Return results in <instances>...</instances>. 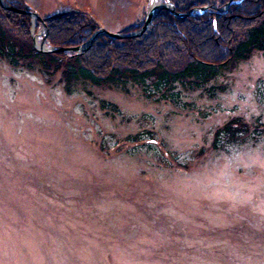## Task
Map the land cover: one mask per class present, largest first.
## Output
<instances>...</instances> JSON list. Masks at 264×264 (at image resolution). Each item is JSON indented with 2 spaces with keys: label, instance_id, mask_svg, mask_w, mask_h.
Listing matches in <instances>:
<instances>
[{
  "label": "rangeland",
  "instance_id": "374dc122",
  "mask_svg": "<svg viewBox=\"0 0 264 264\" xmlns=\"http://www.w3.org/2000/svg\"><path fill=\"white\" fill-rule=\"evenodd\" d=\"M26 2L41 19L86 11L108 32L168 3ZM29 19L40 42L46 29ZM58 76L0 59V264H264V52L165 97L68 93Z\"/></svg>",
  "mask_w": 264,
  "mask_h": 264
},
{
  "label": "trees",
  "instance_id": "16d2710c",
  "mask_svg": "<svg viewBox=\"0 0 264 264\" xmlns=\"http://www.w3.org/2000/svg\"><path fill=\"white\" fill-rule=\"evenodd\" d=\"M5 1L11 7L25 9V0ZM226 1L169 0L180 13L193 6L224 5ZM212 18L215 31L211 28ZM44 23L48 42L64 48L82 44L97 29L91 17L79 10L55 13L45 17ZM150 24L140 36L131 39L99 35L87 51L78 55L43 54L32 48L29 16L0 8V59L12 68L34 70L50 77L58 74L68 93L78 84H91L122 92L134 86L145 97L155 92L165 97L164 92L176 83L189 90L203 88L221 71L230 70L253 52H264V0H237L225 12L204 11L182 19L161 9ZM122 30L130 31L131 27ZM195 37L201 39L199 44L193 42ZM221 131L230 132L228 138L239 140L229 127L223 126L216 133ZM243 131L248 132V127L241 134ZM137 136L131 139L136 140Z\"/></svg>",
  "mask_w": 264,
  "mask_h": 264
},
{
  "label": "water",
  "instance_id": "95a60500",
  "mask_svg": "<svg viewBox=\"0 0 264 264\" xmlns=\"http://www.w3.org/2000/svg\"><path fill=\"white\" fill-rule=\"evenodd\" d=\"M0 7L4 8V9H8V10H13L14 12L23 14L26 13L32 17H36L37 14L34 12H30L27 10H19V9H14V8H10L5 2L4 0H0ZM161 9H165L168 13L173 14L175 17L177 18H183L184 16L190 15L191 12L188 13H177L174 12L173 10V6L170 3H165V4H161V5H151L150 9L145 13V19L143 21V25L141 26L140 29L138 30H134L131 32H120V33H114V32H107L104 29H98L97 31H95L94 33H92L88 40L82 44V45H78L77 47H67V48H62V47H53L50 45H46L45 41V36L42 37L41 39V43L39 45H36L35 40H33L32 38V43H33V47L35 49V51H39V52H53V53H57V52H73L75 55H78V53L84 52L87 49H89L90 44L94 41L95 38H97L99 35H103L105 37L108 38H112V39H120V38H131V37H137L139 36L142 32H144L148 26L150 25L151 20L155 17V15L157 14V11L161 10Z\"/></svg>",
  "mask_w": 264,
  "mask_h": 264
}]
</instances>
